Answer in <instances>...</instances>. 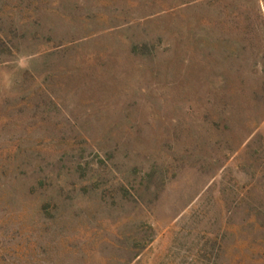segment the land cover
<instances>
[{"label": "rangeland", "instance_id": "1", "mask_svg": "<svg viewBox=\"0 0 264 264\" xmlns=\"http://www.w3.org/2000/svg\"><path fill=\"white\" fill-rule=\"evenodd\" d=\"M264 0H0V264H264Z\"/></svg>", "mask_w": 264, "mask_h": 264}, {"label": "trees", "instance_id": "2", "mask_svg": "<svg viewBox=\"0 0 264 264\" xmlns=\"http://www.w3.org/2000/svg\"><path fill=\"white\" fill-rule=\"evenodd\" d=\"M259 13H260V15H261V17H262V20H263V26H264V19H263V15H262V10H261V8L259 7Z\"/></svg>", "mask_w": 264, "mask_h": 264}]
</instances>
